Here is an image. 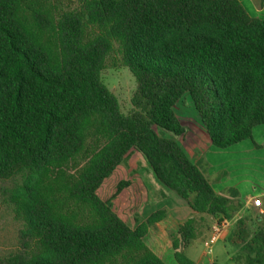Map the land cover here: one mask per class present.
<instances>
[{
    "label": "trees",
    "instance_id": "16d2710c",
    "mask_svg": "<svg viewBox=\"0 0 264 264\" xmlns=\"http://www.w3.org/2000/svg\"><path fill=\"white\" fill-rule=\"evenodd\" d=\"M119 65L136 79L127 114L102 79ZM185 95L215 146L253 138L264 16L240 0H0V180L21 224L0 264H167L145 242L167 209L131 225L97 193L133 150L193 210L232 217L177 141ZM198 225L190 217L171 234L177 264H195L186 249ZM232 238L244 264H264L263 226L239 219Z\"/></svg>",
    "mask_w": 264,
    "mask_h": 264
},
{
    "label": "crops",
    "instance_id": "0c3cea01",
    "mask_svg": "<svg viewBox=\"0 0 264 264\" xmlns=\"http://www.w3.org/2000/svg\"><path fill=\"white\" fill-rule=\"evenodd\" d=\"M240 1L251 16L259 18L264 16V0ZM180 138L182 139L180 140ZM177 141L190 160L197 164L205 174L214 191L231 202L229 212L233 211L234 215L225 217L223 215L200 214L193 210L184 198L180 196L184 201L177 200L171 194L165 199L167 202L169 200L167 217L158 222L156 226L149 228L145 242L159 255H164L166 244L170 242L169 240L163 241L168 236V232L174 231L175 228L179 229L180 225L188 218L196 217L199 218L198 221L206 220L209 226L211 225V230L220 224L223 227V232L221 238L214 245L211 255L206 252L205 241L200 254L199 250L194 248L199 237L192 241L187 249L193 247L196 257L190 258L195 261V264H207L209 261L213 264H244L239 259L241 249L238 245L241 242H235L232 235L239 219L247 220L251 233L262 226L264 227V124L258 125L254 129L253 138L242 140L226 148L217 147L212 143L203 123L194 128L189 138L186 139L184 134L177 138ZM152 177L155 179L153 173ZM255 178L258 183L254 182ZM255 197L262 199V206L253 204ZM165 220L172 224L170 226L167 223L164 224ZM154 227L157 228L156 233ZM149 234L153 235V241L150 243L147 238ZM161 241L165 243L163 247L160 246Z\"/></svg>",
    "mask_w": 264,
    "mask_h": 264
},
{
    "label": "rangeland",
    "instance_id": "374dc122",
    "mask_svg": "<svg viewBox=\"0 0 264 264\" xmlns=\"http://www.w3.org/2000/svg\"><path fill=\"white\" fill-rule=\"evenodd\" d=\"M60 2L64 7L76 6L78 4V0H60ZM102 79L108 88L118 97L123 113L127 114L132 108L131 98L136 88V79L131 70L122 65L108 67L103 70ZM175 111L185 127L184 134L187 139L194 131V128H196L197 125L202 124L191 97L185 95L179 100L175 105ZM181 139L182 138H180V140ZM122 180H129L130 185L125 187L120 193H116L118 184ZM254 182L258 183L256 178L254 179ZM11 186V182L0 180V260L4 259L11 251L19 246L18 238L21 224L14 218L13 212L6 202L8 198V192L6 191ZM97 193L103 200L110 201L113 209L119 214V216L131 225L134 224L135 218L145 220L149 213L151 214L161 208L169 209L167 208V205L169 206V200L167 202L165 199L171 194L177 200L184 201L174 191L160 184L152 177V171L146 159L141 153H138L135 150H133L128 158L104 180ZM197 219L199 220V218ZM166 223L169 226L172 224L165 220L164 224ZM177 231L178 228H175L174 231H169L166 239L163 236L165 239L163 240L164 242L168 240L170 241L166 244L164 255H159L158 252L153 250L167 264H177L173 257V237L171 236L173 233L176 235ZM154 232H157V228ZM212 232L213 229L211 230V225L209 226V223L206 220L199 221V241L194 247L199 250V254L203 251V242ZM147 238L149 243L150 241H153L152 234H149ZM164 242L161 241V247L165 244ZM186 254L193 259L196 257L193 247L187 249ZM209 263L213 264L210 261L207 262V264Z\"/></svg>",
    "mask_w": 264,
    "mask_h": 264
},
{
    "label": "built area",
    "instance_id": "2783aa9c",
    "mask_svg": "<svg viewBox=\"0 0 264 264\" xmlns=\"http://www.w3.org/2000/svg\"><path fill=\"white\" fill-rule=\"evenodd\" d=\"M253 204L255 206H262V199L260 197H255L253 199ZM222 232H223V227L220 224H217L213 229L211 235L205 240L204 247L208 254L212 253L214 245L222 236Z\"/></svg>",
    "mask_w": 264,
    "mask_h": 264
}]
</instances>
